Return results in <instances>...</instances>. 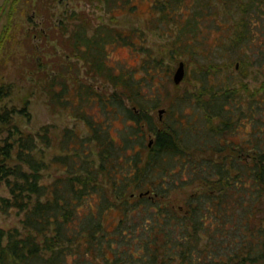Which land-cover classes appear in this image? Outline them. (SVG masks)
Instances as JSON below:
<instances>
[{"label":"trees","instance_id":"trees-1","mask_svg":"<svg viewBox=\"0 0 264 264\" xmlns=\"http://www.w3.org/2000/svg\"><path fill=\"white\" fill-rule=\"evenodd\" d=\"M100 1L108 22L74 10L46 17L51 39L75 59L54 51L49 68L33 69L50 109L86 133L54 124L32 133L12 122L23 108L0 107V184L9 192L0 210L23 213L21 228L0 227V264H264V79L244 98L234 73L264 69V0L153 3L152 27L170 38L166 56L192 63L200 83L165 119L153 117L160 98L145 90L161 70L171 76L165 55L147 52L140 77L111 62L118 44L148 48L142 29L111 23L117 9L135 11L133 0ZM245 117L252 131L237 141ZM194 183L201 188L171 199Z\"/></svg>","mask_w":264,"mask_h":264},{"label":"rangeland","instance_id":"rangeland-1","mask_svg":"<svg viewBox=\"0 0 264 264\" xmlns=\"http://www.w3.org/2000/svg\"><path fill=\"white\" fill-rule=\"evenodd\" d=\"M158 0H133L136 3V9L133 13L127 14L124 10L117 9L118 17L113 25L122 27L125 30L130 28L142 29L144 31L145 43L148 49L146 52H133L131 48L124 44H118L112 48L110 53L111 62L118 67L136 69V77L142 76L140 63L147 52L153 56L163 53L165 55L163 66L172 69L171 76L161 70L162 77H155L153 81L145 88L146 94H158L160 104L152 111L154 118H159V109H163L162 118L170 117L167 108L174 109L173 116L177 113V99L184 93H189L192 99L200 88V83L196 80L192 71L194 65H185V75L179 84H175L172 75L178 65V61H170L166 56L170 38L163 29L152 27L151 18L154 13L153 3ZM104 3L100 0H5L0 8V107L15 106L23 108L21 112H13L12 122L30 132H37L45 124H54L58 128L65 126H76L86 133L85 125L82 121L69 116L67 111H53L47 103L46 95L41 91L40 83L37 80V71H34L36 65L46 63L49 68V61L53 52L59 55L62 61L74 60L72 56L63 53L62 48L51 36L57 32L49 34L47 31L51 27H44L47 18L52 22L63 18L66 12L82 11L93 22H108L109 14L105 10ZM47 17V18H46ZM148 23V24H147ZM136 42H140L135 38ZM61 54V56H60ZM187 62V59H183ZM236 82L240 84L242 97H250V93L256 90L261 80L264 79V69L251 66L248 75L243 76L244 70H235ZM3 93H6L2 95ZM191 107L185 105L183 113H189ZM243 125H240L239 134L236 140H244L247 137L246 132L252 131V121L242 118ZM122 126L120 119L115 120L113 124V135L117 137V130ZM6 126L0 123V128ZM189 133V132H188ZM1 135V134H0ZM207 138V135H204ZM245 155L243 152L242 156ZM216 156V155H215ZM216 159V157H215ZM200 185V184H199ZM198 183L184 185L179 184L171 193V199L180 201L185 196L200 189ZM0 194L9 196V192L4 183L0 184ZM23 213L17 209H9L6 212L0 210V227L21 228L20 219Z\"/></svg>","mask_w":264,"mask_h":264},{"label":"water","instance_id":"water-1","mask_svg":"<svg viewBox=\"0 0 264 264\" xmlns=\"http://www.w3.org/2000/svg\"><path fill=\"white\" fill-rule=\"evenodd\" d=\"M5 0H0V8L3 5ZM185 75V65L183 61H180L177 65V67L175 68V70L173 71V75H172V79L174 81L175 84H178L181 82V80L184 78ZM163 109H159L158 113H159V118H161V115L163 113ZM152 140L149 141V144H151Z\"/></svg>","mask_w":264,"mask_h":264}]
</instances>
